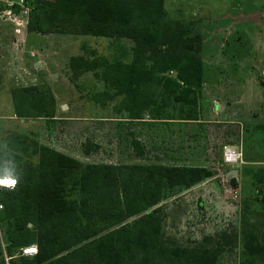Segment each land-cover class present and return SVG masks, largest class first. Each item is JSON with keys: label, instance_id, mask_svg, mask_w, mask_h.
<instances>
[{"label": "trees", "instance_id": "trees-1", "mask_svg": "<svg viewBox=\"0 0 264 264\" xmlns=\"http://www.w3.org/2000/svg\"><path fill=\"white\" fill-rule=\"evenodd\" d=\"M31 4L28 30L123 36L132 41L128 62L101 55L100 60L103 80L126 94L137 109L135 116L152 101L151 94L142 91L147 83L156 89L153 101L159 84L171 83L173 88L181 84L185 104H194L185 115L196 116L202 60L201 33L194 20L169 17L164 0H31ZM168 70L174 71L175 79L165 77ZM36 89L34 84L10 89L16 117H53V96ZM4 137L0 175L14 174L18 182L0 188V264H218L217 247L171 245L162 238L158 203L163 188L188 187L209 176L203 166L81 163L42 144L34 149L35 162L24 161L17 153L19 136L10 132ZM261 171L264 176V167ZM260 217L259 223L242 221L238 264H264V204ZM27 244H35L36 252L17 254Z\"/></svg>", "mask_w": 264, "mask_h": 264}, {"label": "rangeland", "instance_id": "rangeland-1", "mask_svg": "<svg viewBox=\"0 0 264 264\" xmlns=\"http://www.w3.org/2000/svg\"><path fill=\"white\" fill-rule=\"evenodd\" d=\"M165 6L169 17L194 20L195 27L202 29L207 75L226 78L247 73L254 75L255 82L263 81V84L257 82L259 89L252 87L249 96L252 106L255 99H260V105L253 106L248 113L234 111L222 125H214V131L223 130L225 133L222 136L214 132V142L219 146L220 141L233 143L232 151L237 157L230 161L215 160L213 152L215 159L210 157L203 167L210 172L209 176L188 187L165 186L158 203L164 225L162 238L167 244L214 246L218 249V264H238L242 259V221L248 218L259 223L264 204V176H260L264 167V72H261L264 68V0H165ZM212 26L218 30H211ZM71 56L74 58L70 64L55 65L58 72L56 98L44 83H34L37 87L40 85L37 92L53 96V117L18 118L0 112V144H5L6 134L15 132L19 136L16 137L19 143L17 153L24 161L35 162L37 154L34 149L42 144L81 163L155 164L148 160L150 157L146 156L143 146H135V154L126 153L127 146L123 147L124 151H115L120 134L116 135L113 122L103 123L102 127L100 122L105 120H99L98 104L112 99L107 96L114 94L113 88L108 92L100 91L102 84L107 83L101 76L104 64L100 55L83 48L80 54ZM173 72L168 70L167 74ZM214 93L212 90L215 96ZM231 99L242 100L244 96L242 93L234 98L228 96L229 104ZM156 102L159 105L165 103L163 96L157 95ZM193 106L186 104L181 114H186ZM108 108L102 111L106 113ZM157 108L155 113H158ZM113 110L111 108L110 113L113 114ZM238 117L242 120L240 123L236 122ZM238 125H242L241 129ZM191 130H194L192 126L188 127L187 131ZM208 130L213 132V129ZM168 135L171 137L169 132ZM188 136L195 139L193 134L188 133ZM232 167L237 168L236 175L226 177L225 171ZM69 187L70 179H67L66 189ZM1 226L0 220V245ZM3 256L6 262V256Z\"/></svg>", "mask_w": 264, "mask_h": 264}, {"label": "crops", "instance_id": "crops-1", "mask_svg": "<svg viewBox=\"0 0 264 264\" xmlns=\"http://www.w3.org/2000/svg\"><path fill=\"white\" fill-rule=\"evenodd\" d=\"M197 29L201 33L202 81L198 95L200 100L197 102V113L194 118H188L185 114H181V109L186 106L185 98L181 94V84L177 88L176 86L173 88L171 83H166L164 86L162 83L159 84L158 95L163 96L165 101L159 105L156 100L153 101L156 89L152 84L147 83L142 91L146 92L147 96L150 93L152 101L142 107L137 116L133 114L137 109L122 90H118L109 83L102 84L103 88L100 91L103 89L108 92L112 88L114 91L113 95L109 96L108 94L107 96L112 99L104 103L100 102L98 108L100 111L99 120H105L100 122L101 126L103 127V123L113 122L116 135L120 134L119 140L116 142V146H118L115 149L116 152L127 146L126 153L135 154L137 153L135 146L141 148L143 146L146 156L150 157L148 160L153 161L152 163L204 167L210 157L214 158L215 156V160L224 159L225 147L230 150L234 149V144L229 141H220L222 143L220 146L214 142V132L225 136V133H222L223 130L218 133L217 129L214 131V127L222 125L234 111H238L240 114L248 113L254 109L253 106L260 105V99H255V105L252 106L249 96L252 87L259 89L257 82L263 84V81L255 82L253 74L247 73L226 78L215 74L207 75L204 71L203 50L205 44L202 38V29ZM210 29H214L215 32L218 30L216 26H212ZM72 42L76 43L72 45ZM131 46L132 41L123 36L41 33L28 30L27 26L24 31L16 34L9 22L0 20V97H2L0 112L9 114V116L14 115L10 89L15 86L36 82H40V85L44 83L56 98L58 89L55 85H57L58 72L55 65L68 64L70 56L80 54L83 48L90 49L109 59L128 62L131 59ZM29 51H33L34 54L30 55ZM261 72H264V68ZM165 77L176 78L174 73L166 74ZM118 79H122V76ZM212 90H214L215 96L212 95ZM241 93L244 99H231L232 103H228V96L234 98ZM235 100L240 102L235 104L233 103ZM156 106H158V113H155ZM107 107H109V111L104 113L103 111ZM111 108L114 109L113 114L110 113ZM102 109L104 110L102 111ZM238 119L236 122L240 123V117ZM190 126L194 130L188 132L187 129ZM241 126L238 125V128L241 129ZM208 129H213V132H209ZM188 133L193 134L195 139L190 138ZM222 146L224 149H221ZM213 152L214 156H212Z\"/></svg>", "mask_w": 264, "mask_h": 264}, {"label": "built area", "instance_id": "built-area-1", "mask_svg": "<svg viewBox=\"0 0 264 264\" xmlns=\"http://www.w3.org/2000/svg\"><path fill=\"white\" fill-rule=\"evenodd\" d=\"M32 8L31 0H0V20L9 22L12 25L14 33L18 34L26 29L28 24L30 11ZM30 55H33V51H29ZM237 157L229 148L224 149V160H234ZM3 176V175H0ZM8 187V186H0ZM11 188V187H8ZM2 203L0 202V208ZM36 252V246L34 244H27L20 246L17 254L30 255ZM6 258V257H5Z\"/></svg>", "mask_w": 264, "mask_h": 264}, {"label": "clouds", "instance_id": "clouds-1", "mask_svg": "<svg viewBox=\"0 0 264 264\" xmlns=\"http://www.w3.org/2000/svg\"><path fill=\"white\" fill-rule=\"evenodd\" d=\"M18 182V179L14 176V174H5L3 176H0V186H8V187H14Z\"/></svg>", "mask_w": 264, "mask_h": 264}, {"label": "water", "instance_id": "water-1", "mask_svg": "<svg viewBox=\"0 0 264 264\" xmlns=\"http://www.w3.org/2000/svg\"><path fill=\"white\" fill-rule=\"evenodd\" d=\"M61 106L63 107L64 104H61ZM237 173V168L235 167H232V168H229L225 171V176L226 177H231V176H235Z\"/></svg>", "mask_w": 264, "mask_h": 264}]
</instances>
